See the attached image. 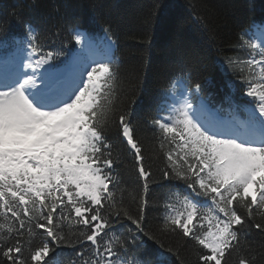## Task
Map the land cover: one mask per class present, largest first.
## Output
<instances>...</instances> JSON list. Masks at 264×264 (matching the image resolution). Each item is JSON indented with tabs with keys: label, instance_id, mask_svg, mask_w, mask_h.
<instances>
[{
	"label": "snow or ice",
	"instance_id": "1",
	"mask_svg": "<svg viewBox=\"0 0 264 264\" xmlns=\"http://www.w3.org/2000/svg\"><path fill=\"white\" fill-rule=\"evenodd\" d=\"M38 6L0 15V264H154L148 242L176 264H264V25L255 39L239 37L244 58H223L247 98L242 111L225 97L222 116L178 61L154 114L138 121L118 94L111 27L97 45L59 12L55 22L25 16ZM166 9L157 0L151 18ZM8 17L19 33L5 29ZM67 45L77 49L69 60ZM140 123L150 144L135 134ZM129 154L142 182L135 208L118 195ZM154 155L164 161L160 186H171L155 229L147 198ZM253 230L258 246L248 241Z\"/></svg>",
	"mask_w": 264,
	"mask_h": 264
},
{
	"label": "trees",
	"instance_id": "2",
	"mask_svg": "<svg viewBox=\"0 0 264 264\" xmlns=\"http://www.w3.org/2000/svg\"><path fill=\"white\" fill-rule=\"evenodd\" d=\"M157 0H38L36 8L23 9L27 18L35 21L52 18L57 12L61 22L66 18L69 24L77 23L93 36L105 37L103 28L111 27L116 40V60L120 65V99L132 109L138 121L154 114L157 97L164 90L171 66L182 61L194 78L202 82L204 96L210 106L223 109L228 115L229 105L225 97H230L233 106L241 111L247 98L240 94L242 87L236 74L226 65L224 57L240 56L238 39L245 35L251 37V30L264 22V0H160L167 5L166 11L151 18L153 5ZM31 0H0V15H7L15 4H30ZM4 25L9 33H19V25L8 17ZM4 33L0 32V37ZM57 42V47H59ZM72 45L65 47V56ZM210 81V82H209ZM233 85V87H230ZM138 98L132 105L129 101ZM244 118V114H241ZM136 136L146 144L153 141V133L142 123L136 127ZM148 164L153 172L149 183L147 198L150 212L149 227L155 229L164 215V200L169 187L160 180V169L164 161L160 156H152ZM148 166V165H146ZM132 157L129 154L119 169L122 176L121 189L126 203L133 208L132 197L142 193V182L132 172ZM182 187V186H181ZM172 190H177L173 188ZM248 241L259 245L260 235L253 230ZM164 243L175 246V241L164 238ZM151 242H148V246ZM148 246L146 250L148 249ZM156 251L153 246L150 256ZM64 256L72 254L71 249H61ZM166 252V251H165ZM185 258H191V249L182 252ZM168 264H176L172 256ZM235 257L230 264H234Z\"/></svg>",
	"mask_w": 264,
	"mask_h": 264
},
{
	"label": "rangeland",
	"instance_id": "3",
	"mask_svg": "<svg viewBox=\"0 0 264 264\" xmlns=\"http://www.w3.org/2000/svg\"><path fill=\"white\" fill-rule=\"evenodd\" d=\"M90 39V38H89ZM91 41H93L92 39H90ZM95 44L97 45H103L102 43H99V42H96V41H93Z\"/></svg>",
	"mask_w": 264,
	"mask_h": 264
}]
</instances>
